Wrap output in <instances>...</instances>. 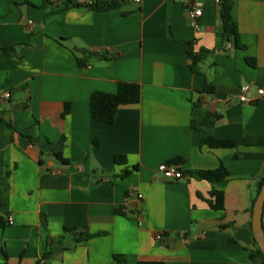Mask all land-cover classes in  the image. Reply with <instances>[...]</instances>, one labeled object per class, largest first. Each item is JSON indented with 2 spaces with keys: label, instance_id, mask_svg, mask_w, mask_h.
Instances as JSON below:
<instances>
[{
  "label": "crops",
  "instance_id": "0c3cea01",
  "mask_svg": "<svg viewBox=\"0 0 264 264\" xmlns=\"http://www.w3.org/2000/svg\"><path fill=\"white\" fill-rule=\"evenodd\" d=\"M46 1L0 0V47L14 48L0 52V97L9 93L0 102V264H35L52 250L43 264H261L249 258V228L264 178V0H230L243 49L217 48L214 0H203L198 31L181 0H121L104 12ZM182 42L210 51L196 73ZM78 49L117 57L80 68ZM120 81L139 85L138 103L119 107L112 124L93 120L91 93L113 94ZM207 113L221 117L201 126ZM207 135L234 146L210 149ZM177 157L183 178L166 179L157 167ZM220 164L224 181L188 174ZM212 191L223 192V210L210 207ZM71 228L93 237L76 242Z\"/></svg>",
  "mask_w": 264,
  "mask_h": 264
},
{
  "label": "trees",
  "instance_id": "16d2710c",
  "mask_svg": "<svg viewBox=\"0 0 264 264\" xmlns=\"http://www.w3.org/2000/svg\"><path fill=\"white\" fill-rule=\"evenodd\" d=\"M45 4L48 2L44 0ZM122 1L121 0H110V1H91L88 3L77 2L71 3L68 0L64 1L65 8H72V7H84L89 10L97 11V12H104L110 9H117L120 7ZM219 9V17L221 28L217 34V48L224 49L227 43L231 44L232 49H243L244 47L238 42V32L237 27L235 24V19L232 14V3L230 0H219L216 4ZM184 45V52L185 56L189 60V67L193 72H197V65L204 60L206 55L210 52L209 50H201L199 53H194L191 49V46L188 42H182ZM0 52L6 54H14L13 47H0ZM77 52L79 56L76 57L77 65L80 68H85L88 62L91 59L95 60H103V61H113L117 56L106 54V53H97L93 51H89L86 49H78ZM247 62L252 64V59H247ZM202 92L206 93H213V86L210 83H205ZM140 99V87L138 84L120 81L117 83L116 92L111 94L109 92H102V91H95L92 92L89 100H88V107H89V114L93 120L112 124L114 118L116 116L117 110L121 106L125 105H135L138 103ZM69 111L68 105L65 104L64 111L62 113V117H64ZM221 117L220 114L214 113H207L203 120H201L200 125L205 127H211L215 121H217ZM194 127V124H192ZM196 127V126H195ZM203 144H206L210 149H225V148H232L234 143L228 139H215L210 135H207L202 141ZM55 157L58 158L63 162L60 155L55 154ZM125 155H116L113 159L114 163L117 165L125 164ZM181 159L179 157L174 158L168 161L169 164H178ZM135 170V167L131 168L130 170L127 168H123L119 173L120 178H125L126 176L130 175L131 172ZM195 179L199 180H207L209 182L215 181H224L228 176V171L224 166L221 164L218 168L214 170H204V171H196L188 173ZM264 182V178L259 180L256 183L255 193L257 195L259 188ZM211 196L213 197V201L210 202V207L213 210L220 211L223 210V201L224 195L221 191H212ZM122 206H119L115 212L123 214ZM4 226L3 219L0 217V227ZM250 229V228H249ZM65 231L73 233L74 239L76 242H85L86 240L93 237L91 234L87 233H78L76 229H65ZM254 240V239H253ZM255 249L249 252V258L252 262L260 261L261 264H264V255L260 252V250L256 247L255 240L253 242ZM53 251V250H52ZM52 251H48L47 253L41 255V257L35 262V264H43L51 255ZM6 259V255H4ZM117 262L123 263V260L117 255L114 256ZM6 261L4 260V263ZM137 264H161L160 262H147V261H139Z\"/></svg>",
  "mask_w": 264,
  "mask_h": 264
},
{
  "label": "built area",
  "instance_id": "2783aa9c",
  "mask_svg": "<svg viewBox=\"0 0 264 264\" xmlns=\"http://www.w3.org/2000/svg\"><path fill=\"white\" fill-rule=\"evenodd\" d=\"M182 4L184 5L185 10L187 11L189 17H190V25L193 28V30L198 31L200 29L199 22L203 16V0H181ZM219 0H214V2L217 4ZM226 49L231 48V44L227 43L225 45ZM247 90L246 86H243L240 88V91L244 93ZM257 95L261 96L264 95V90L261 88L256 89ZM9 97V93H4L0 97V102L7 99ZM240 101L245 102L247 101V98L242 94L240 96ZM157 171L161 173L166 179L169 180H180L183 178L182 171L178 168L175 164H169V163H162L157 167ZM138 200L142 199L141 194H137ZM8 222L11 223V218H8ZM157 239L161 238L160 234H157Z\"/></svg>",
  "mask_w": 264,
  "mask_h": 264
},
{
  "label": "water",
  "instance_id": "95a60500",
  "mask_svg": "<svg viewBox=\"0 0 264 264\" xmlns=\"http://www.w3.org/2000/svg\"><path fill=\"white\" fill-rule=\"evenodd\" d=\"M264 206V182H262L256 198L252 204L250 229L255 240L256 247L264 255V230L262 223V212Z\"/></svg>",
  "mask_w": 264,
  "mask_h": 264
}]
</instances>
